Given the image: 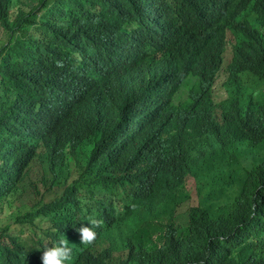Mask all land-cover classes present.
I'll return each mask as SVG.
<instances>
[{"label": "trees", "instance_id": "16d2710c", "mask_svg": "<svg viewBox=\"0 0 264 264\" xmlns=\"http://www.w3.org/2000/svg\"><path fill=\"white\" fill-rule=\"evenodd\" d=\"M138 2L0 0V27L9 36L0 49V77L8 88L0 99V207L7 203L14 224L37 230L35 239L25 242L10 224L1 227L7 241H0V264L38 261L46 243L68 233L70 207L97 218L89 210L90 199L112 190L127 195L136 179L130 172L135 150L131 124L144 128L175 109L174 97L185 85L200 95L204 78L213 74L224 50L222 23L229 14L218 15L197 34L171 72L142 76L131 90L143 101L145 112L122 123L133 99L121 95L115 105L97 96L105 93L112 78L135 72L117 42L122 11L137 10ZM238 12L234 8L231 13ZM87 21L98 25L99 51L63 79L78 95L85 123L77 129L54 125L45 139L43 163L46 182L58 186L55 197L46 203L23 202L22 196L16 198L24 171L23 142L40 133L48 115L59 111L50 88L49 52ZM233 68L251 85L240 91L226 85L231 98L227 105L244 108V114L220 123L196 107L164 147L170 165L160 174L158 187L142 194L138 212L97 229L100 238L130 249L124 264H264V66H251L237 55ZM188 175L196 178L198 204L183 210L191 198L184 187ZM154 241L162 252L159 257L147 250Z\"/></svg>", "mask_w": 264, "mask_h": 264}, {"label": "clouds", "instance_id": "9594fccd", "mask_svg": "<svg viewBox=\"0 0 264 264\" xmlns=\"http://www.w3.org/2000/svg\"><path fill=\"white\" fill-rule=\"evenodd\" d=\"M138 4L135 11H122L117 42L122 58L136 67L135 72L129 76L118 75L112 78L106 85L105 93L97 96L99 99L108 98L115 105L120 103L121 95L133 99L122 123L132 122L145 112L143 101L131 90L141 81L142 76L155 70L171 72L183 56L188 43L196 41L194 37L208 29L218 15L229 14L222 23L225 46L214 72L204 78L206 81L201 84L204 89L200 95L193 92L191 86L185 85L174 97L175 109L144 128L131 124L130 139L135 150L130 172L136 179L134 185L128 188L127 195L112 190L90 199L89 210L97 218H88L70 207L66 221L69 231L66 236L59 241L46 243L44 249L38 251V261H16L12 264H82L84 259L88 260V264H124L130 249L100 238L97 229L103 223L111 224L137 213L142 194L158 187L160 174L170 165V156L164 147L176 137L184 120L195 113L196 107L206 110L220 123L232 121L236 116L244 114V108H230L227 105L231 98L226 85L230 91H240L251 85L244 73L233 68L237 55L243 56L251 66H264V0H139ZM234 8L239 10L238 14L231 13ZM0 29L7 36L1 49L7 44L9 36L2 27ZM31 34H36L34 28ZM99 46L98 25L94 21H87L77 34L67 36L63 45L49 52L50 88L59 111L48 115L40 133L27 136L23 142L24 171L16 184V198L22 196L23 202L46 203L55 197L58 186L46 182L43 163L46 155L45 139L58 122L72 129L84 125L85 112L79 97L63 79L74 67L89 64L98 53ZM229 47L231 58L226 62ZM220 82L224 94L221 99L217 98ZM7 94L8 88L0 77V99ZM101 157L103 159L105 156ZM37 168V179H34L33 173ZM190 179L194 183L197 197L196 178L193 175L186 177L184 187L192 197L187 188ZM189 201L184 204L187 205ZM11 211L7 203L0 207V214L4 215L0 219V228L10 224L25 242L34 240V232L37 230L14 224L10 218ZM179 213H182L180 209ZM0 241H7V238L0 234ZM157 246L154 241L147 248L155 257L162 254Z\"/></svg>", "mask_w": 264, "mask_h": 264}, {"label": "rangeland", "instance_id": "374dc122", "mask_svg": "<svg viewBox=\"0 0 264 264\" xmlns=\"http://www.w3.org/2000/svg\"><path fill=\"white\" fill-rule=\"evenodd\" d=\"M6 40H7L6 34L3 32L2 29H0V46ZM230 58H231V47H229V49H228V52H227V55H226V62H228L230 60ZM224 78H225V74L222 75V79H224ZM221 82H222V80H221ZM221 82L219 84V89L217 90V98H219V99H221L224 96L223 89L221 87ZM37 171H39V168H37V170L35 169V171L33 173L34 179H37ZM41 188H42V186H41ZM187 188L191 192L192 197H191V200L189 201V203L183 208V210H185L188 207H191V206H194V205L197 204V197H196V194H195V187H194V183H193V181L191 179L188 180ZM3 217H4V215L0 214V219L3 218Z\"/></svg>", "mask_w": 264, "mask_h": 264}]
</instances>
